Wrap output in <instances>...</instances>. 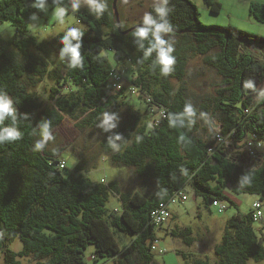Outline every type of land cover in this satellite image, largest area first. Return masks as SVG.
Wrapping results in <instances>:
<instances>
[{
    "label": "trees",
    "instance_id": "trees-1",
    "mask_svg": "<svg viewBox=\"0 0 264 264\" xmlns=\"http://www.w3.org/2000/svg\"><path fill=\"white\" fill-rule=\"evenodd\" d=\"M39 2L62 5L76 13L87 29L76 31L78 39L70 35L73 29L49 40L27 34ZM205 2L212 12L222 9L219 0ZM251 12L264 22V4L253 3ZM148 17L152 24L143 22L145 26L123 33L113 0H98L94 8L78 0H0V23L11 21L16 29L8 41L0 35V99L9 101L11 108L0 117V251L6 264H22L19 257H29L36 264H85L89 244L95 245V260L155 264L154 243L160 241L157 227L166 226L173 236L194 242L191 228L167 225L173 214L163 225H156L151 215L187 185L207 203L231 200L226 194L229 188L259 195L263 217L256 219L251 206L248 213L229 219L223 240L216 246L214 264H247L251 258H264V246L254 228L255 221L264 220V162L250 159L245 150L253 140L262 144L259 153L264 154V96L255 101L264 82V60L252 44L264 45V37L232 25H204L193 0H164L150 7ZM158 25L163 26L159 32ZM141 28L149 29L144 37L137 34ZM157 36L163 45H158ZM77 43L79 61L74 63L71 49ZM11 44L26 61L17 58ZM49 46L67 64L64 75L50 70L62 82L60 88H52L53 103L43 104L22 78L27 72L39 77L49 72L47 63L33 51L45 52ZM161 47L171 49L168 54L173 62L167 71L160 61ZM108 52L119 65H132L135 76L129 90L136 89L146 103L144 112L131 110L102 141L114 165L133 167L143 179L144 188L133 192L123 191L118 181H93L82 175V164L68 170L65 159L48 155L37 145L38 138L48 136L66 114L83 116L82 121L91 127L98 126L104 116L119 115L125 88L123 84L112 88L113 72L122 71L113 65ZM191 54L202 56L221 78L210 104L230 143H218L217 130L213 137L199 134L200 111L188 100L183 86ZM110 193L119 196L121 212L108 209ZM114 230L131 234L130 243L121 247ZM17 238L23 245L20 251L9 247ZM183 255L186 264H213L201 258L191 262L190 255Z\"/></svg>",
    "mask_w": 264,
    "mask_h": 264
},
{
    "label": "rangeland",
    "instance_id": "rangeland-1",
    "mask_svg": "<svg viewBox=\"0 0 264 264\" xmlns=\"http://www.w3.org/2000/svg\"><path fill=\"white\" fill-rule=\"evenodd\" d=\"M79 3L88 8H94L98 0H78ZM164 0H120L118 1V12L122 27L130 28L136 24L145 22L149 15V9L154 4L162 3ZM199 11L200 21L207 26L225 27L232 25L235 28L243 29L264 37V22L256 19L251 12L253 3L264 4V0H219L222 4L220 12H212L205 0H193ZM37 16L28 22L29 35H34L39 40H49L69 29L80 31L87 29L76 13L69 12L62 5H51L47 2L37 4ZM58 10H63L58 14ZM0 35L6 40L16 35L15 26L11 21L0 23ZM253 46L264 55V45L252 42ZM254 47H251L254 50ZM10 49L17 54V58L24 62L26 59L14 44ZM37 58L47 63L49 72L44 77H39L35 72H27L22 78L25 87L34 92L43 104H52V88H60L62 78L51 74L50 70H56L59 75H64L67 61L57 55L56 51L49 46L45 52L33 50ZM256 51V50H255ZM258 51L257 54L259 53ZM109 54V52H108ZM260 59L264 56L258 54ZM109 57L114 66L124 74L123 105L117 117H103L98 126L91 127L83 122V116L72 117L65 115L62 123L57 125L52 132L44 137L38 138V147L46 154L55 157H62L67 162L68 170H73L77 164H82L80 172L82 175L93 181H118L123 191L133 192L144 188L143 179L137 175L135 168L126 165H114L108 155H105L102 147L103 139L113 130L120 120L129 116L131 110L144 112L146 103L137 94L130 92L131 80L135 73L132 65L127 62L119 65V61L110 52ZM42 78V79H41ZM220 76L216 70L208 66L200 55H190L188 62V74L183 86L186 89L188 100L200 111L198 119L199 134L204 137H213L216 130L222 128L219 116L214 113V104H210L217 94V87L220 83ZM36 81V83H34ZM111 83V76L107 84ZM175 86L179 83L174 80ZM66 90V88H64ZM63 89V90H64ZM264 96V82L260 85L255 101ZM208 106V111L200 108ZM138 108V109H137ZM140 108V109H139ZM197 109V110H198ZM147 118L148 114L145 113ZM154 116V115H153ZM151 118L149 116L148 121ZM124 188V189H123ZM153 187L147 188L149 192ZM188 194V200L170 203L169 209L173 218L167 223L171 227L180 229L189 227L194 236V242L188 244L184 238L173 236L168 233L166 226L157 227V236L160 241L153 249L155 264H186L184 253L190 255L189 261L196 258L208 259L214 264L217 261L216 246L223 240L228 220L239 212L246 214L251 211L253 202L259 198L257 194L236 193L230 188L226 194L232 200H226V209L219 211V207L209 201L207 203L201 196H196L190 185L184 189ZM234 202V203H232ZM107 207L111 211L121 212L122 202L117 194L110 193ZM254 228L259 236L260 243L264 246V220L254 222ZM121 247H124L132 240V235L126 232L115 231ZM14 251H20L23 247L19 238L13 241L10 246ZM95 245L89 244L84 251L85 264H115L112 259L94 258ZM22 264H36L29 257H19ZM0 264H6L3 251H0ZM247 264H264L263 259L251 258Z\"/></svg>",
    "mask_w": 264,
    "mask_h": 264
},
{
    "label": "built area",
    "instance_id": "built-area-1",
    "mask_svg": "<svg viewBox=\"0 0 264 264\" xmlns=\"http://www.w3.org/2000/svg\"><path fill=\"white\" fill-rule=\"evenodd\" d=\"M123 79H124V76L121 72H119V71L113 72V83H112L113 90L120 89L122 87ZM131 92L137 93V90L133 88L131 90ZM216 139H217V142L220 144L221 143H230L227 136L223 135L221 133L220 129L217 130ZM261 148H262V144L255 143L253 140L248 141L245 145V150L247 151V156L256 162H264V154L259 153V150ZM64 163H65L64 161L61 162L62 167L64 166ZM188 197L189 196H188L187 192L184 189H182L177 194H175L169 200L168 203L162 204L158 208L154 209L151 213L152 220L154 221V223L156 225H163L167 221H169L170 218L172 217V212L169 209L170 203H175L177 201H185V200H188ZM213 205L218 206L220 212H223L226 209V203L223 200H215V201H213ZM252 207L254 209V217L256 219L262 218L263 217V211H262L263 204H262V202L260 200L256 199L253 202ZM158 242H159V240H156L154 245L156 246V244Z\"/></svg>",
    "mask_w": 264,
    "mask_h": 264
},
{
    "label": "clouds",
    "instance_id": "clouds-1",
    "mask_svg": "<svg viewBox=\"0 0 264 264\" xmlns=\"http://www.w3.org/2000/svg\"><path fill=\"white\" fill-rule=\"evenodd\" d=\"M97 7H101V6L97 5ZM62 11L63 10H58V14H62ZM161 11H163V10L161 9ZM145 22L147 24L153 23L151 17H146ZM162 27H163L162 25H158L156 31L159 32ZM148 31H149V29H147V28H141V29H139L137 34L141 37H144L148 34ZM70 35L73 37H76L78 39V33L75 30H73L70 33ZM157 41H158V45L164 44V41L160 40L159 36H157ZM77 48H79V43H77V45L71 49L73 56H74V63L79 61V53L77 52ZM170 51H171V49L165 50L162 47L160 48V61L166 66L165 71H167V66L173 62L172 57L168 54ZM9 111H11L10 102L5 100V99H0V117H3V115ZM7 134L9 136H15L16 135L15 132H8Z\"/></svg>",
    "mask_w": 264,
    "mask_h": 264
},
{
    "label": "water",
    "instance_id": "water-1",
    "mask_svg": "<svg viewBox=\"0 0 264 264\" xmlns=\"http://www.w3.org/2000/svg\"><path fill=\"white\" fill-rule=\"evenodd\" d=\"M119 0H113V8H114V11H115V15H116V19H117V23H118V26H119V30L123 31V33H129L131 32L132 30L136 29L137 27H140V26H145V24H136L130 28H127L125 30H122V24H121V21H120V16H119V12H118V6H117V3H118ZM128 1V0H126Z\"/></svg>",
    "mask_w": 264,
    "mask_h": 264
},
{
    "label": "flooded vegetation",
    "instance_id": "flooded-vegetation-1",
    "mask_svg": "<svg viewBox=\"0 0 264 264\" xmlns=\"http://www.w3.org/2000/svg\"><path fill=\"white\" fill-rule=\"evenodd\" d=\"M119 2H120V0H119Z\"/></svg>",
    "mask_w": 264,
    "mask_h": 264
}]
</instances>
